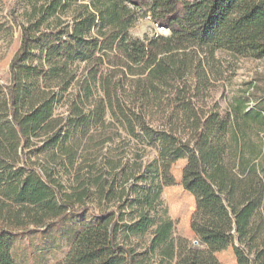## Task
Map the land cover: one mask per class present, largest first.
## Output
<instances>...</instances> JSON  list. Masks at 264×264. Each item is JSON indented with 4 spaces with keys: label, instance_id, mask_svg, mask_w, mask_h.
<instances>
[{
    "label": "trees",
    "instance_id": "1",
    "mask_svg": "<svg viewBox=\"0 0 264 264\" xmlns=\"http://www.w3.org/2000/svg\"><path fill=\"white\" fill-rule=\"evenodd\" d=\"M28 2L0 81V249L33 233L31 264L67 241L53 264H225L173 235L159 163L185 158L195 220L264 264V90L228 110L211 92L218 50L264 59V0ZM147 16L170 33L133 35Z\"/></svg>",
    "mask_w": 264,
    "mask_h": 264
},
{
    "label": "rangeland",
    "instance_id": "2",
    "mask_svg": "<svg viewBox=\"0 0 264 264\" xmlns=\"http://www.w3.org/2000/svg\"><path fill=\"white\" fill-rule=\"evenodd\" d=\"M28 0H0V81L8 84L10 81V63L19 49L21 42V27L12 21L11 10L15 8L20 20L28 22L26 10L30 9ZM66 18V17H65ZM130 32L136 36L168 34L158 27L149 16L140 18ZM218 61L215 63L211 77L214 83L212 95L223 110L231 109L232 103L239 97L247 98L249 109L256 107L263 96L264 90V59L233 55L227 50L216 52ZM219 70V71H217ZM210 103V101H209ZM66 106L60 105L57 112H64ZM147 156L153 159L158 156L155 148L149 147ZM185 158H168L160 160V180L163 186L162 198L168 213L173 220V235L175 238H187L196 247L211 250L221 262L237 264L232 237L219 234L201 226L195 220L196 201L183 185V169ZM256 164L264 175V152L256 159ZM264 212V207L262 209ZM74 222V220L72 221ZM49 237L28 233L18 237L12 248H1L0 264H31L30 250L40 251L46 245ZM69 250L67 241L60 249H50L46 255L45 264H53L63 259Z\"/></svg>",
    "mask_w": 264,
    "mask_h": 264
},
{
    "label": "built area",
    "instance_id": "3",
    "mask_svg": "<svg viewBox=\"0 0 264 264\" xmlns=\"http://www.w3.org/2000/svg\"><path fill=\"white\" fill-rule=\"evenodd\" d=\"M161 28H163V30H165V31H169V29H168V28H165V27H161Z\"/></svg>",
    "mask_w": 264,
    "mask_h": 264
}]
</instances>
